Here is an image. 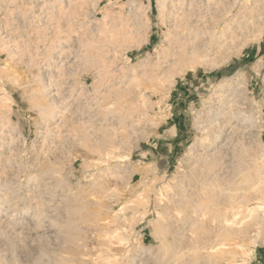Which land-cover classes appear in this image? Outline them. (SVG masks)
Returning <instances> with one entry per match:
<instances>
[{
    "label": "rangeland",
    "instance_id": "1",
    "mask_svg": "<svg viewBox=\"0 0 264 264\" xmlns=\"http://www.w3.org/2000/svg\"><path fill=\"white\" fill-rule=\"evenodd\" d=\"M177 1L0 0V264L259 260L264 0H196L217 31L241 32L166 66ZM228 167L203 201L223 204L218 220L244 196L252 207L236 226L190 224L185 195Z\"/></svg>",
    "mask_w": 264,
    "mask_h": 264
},
{
    "label": "bare ground",
    "instance_id": "2",
    "mask_svg": "<svg viewBox=\"0 0 264 264\" xmlns=\"http://www.w3.org/2000/svg\"><path fill=\"white\" fill-rule=\"evenodd\" d=\"M172 2V0H170ZM177 1V0H175ZM179 1V0H178ZM177 3H180L178 2ZM181 1V0H180ZM228 1V0H227ZM185 2V1H184ZM196 0H186L185 3H180V5H178L179 7H174V11L170 12V15L168 18L173 17V22H171L170 20V31L172 34V45L169 51V54L166 56V60L164 63V66H172L174 65L179 58L182 56L183 58H187L188 59H202V58H207V56L212 55L213 53H218L219 51H222L223 49H226L228 46V43L231 42V40L237 35H239V32H241V26L236 30H229L231 32H229L228 30H221L222 32H219L216 30V27L219 25L218 21L216 20V18H212L209 19V17H207L208 14H206V12L203 10V12L201 11L203 8L201 7H197L198 2L196 4ZM210 2V1H209ZM216 2V1H214ZM176 4L173 0V2L171 4ZM201 3V2H199ZM203 3V2H202ZM229 3V2H226ZM217 4V3H216ZM221 4V3H220ZM200 6V4H199ZM202 6V5H201ZM204 6V5H203ZM211 6L207 4V6H205L204 8H206V11L213 8H210ZM218 6H216L217 8ZM224 8V7H223ZM220 9V8H219ZM218 9V10H219ZM233 9V8H232ZM169 10V9H168ZM214 11V10H212ZM211 11V12H212ZM224 12L225 10H222ZM169 12V11H168ZM210 12V13H211ZM218 13V11H215L213 13ZM222 12V13H224ZM220 15V13H218ZM225 14V13H224ZM211 16V15H210ZM217 16V15H216ZM215 16V17H216ZM214 17V16H213ZM218 17V16H217ZM226 17V15H224V18ZM227 18V17H226ZM228 20V18H227ZM221 21V20H220ZM223 21V20H222ZM229 21V20H228ZM234 21V20H233ZM221 24V23H220ZM231 24V23H230ZM229 24V26H230ZM225 25H226V21H225ZM227 27H229L228 25H226ZM243 26V25H242ZM247 25H244L242 28H246ZM226 27V28H227ZM232 27V26H230ZM223 29V28H222ZM230 29V28H229ZM242 29V30H243ZM240 30V31H239ZM236 36V37H237ZM170 40V39H169ZM230 44V43H229ZM185 56V57H184ZM180 59H183V58ZM197 61L195 60V63ZM174 69V68H173ZM180 70V69H179ZM184 71V70H183ZM225 99V98H224ZM226 101V100H225ZM224 101V102H225ZM225 108V107H224ZM226 109V108H225ZM223 113V112H222ZM224 115V114H223ZM222 115V116H223ZM230 119V118H229ZM214 121V120H213ZM227 122V121H226ZM210 124V123H209ZM208 153V152H207ZM206 155V154H205ZM205 155L204 153L201 154L200 156L197 157L198 160L196 161H205ZM227 158V157H226ZM229 158V157H228ZM232 159V158H231ZM226 160V159H225ZM195 161V162H196ZM201 162V163H202ZM205 163V162H204ZM197 163H195L196 165ZM200 164V162L198 163ZM203 165V163H202ZM205 165V164H204ZM225 165V164H224ZM223 167V166H222ZM200 168V167H199ZM227 168V167H226ZM229 168V167H228ZM202 169V168H201ZM222 169V168H220ZM224 170V172H222ZM223 170H218L215 171V175H213L211 173L210 180H207V178H204V176H206V174L203 176L201 173V178L198 177V181H194L195 183L191 186H189L190 190L188 191V195L186 194L185 196H189L190 201H188L185 206H184V210H188V212H191V217H190V224L191 223H198V222H203L204 220H208V224H211V228L212 229H218V228H225V227H230V226H236L237 224L241 223V219L239 217L241 210L245 207H247V210L250 209L251 207H249L248 204L249 202H247L246 200H248V196H244L245 201H240L237 203H232L231 207H224L226 208L225 210H223V214L222 216L219 217V220L214 216L216 213L218 212H222L221 210L223 209V207L221 208V204L217 201V202H213L214 199L210 198L209 200L206 201V203L203 201L205 200L206 197H208L209 193H207L208 188H210L211 185H213V180L214 178L218 177H226V176H230L229 172H230V168L227 170H225V168H223ZM202 172V171H201ZM227 172V173H226ZM210 176V174H209ZM228 176V178H229ZM200 178V179H199ZM226 179V178H225ZM224 179V180H225ZM221 180V179H220ZM223 180V181H224ZM222 181V182H223ZM229 181V180H228ZM228 181H226L228 184H223L225 185L224 187L222 185H220L223 191H228V192H236L239 189H241L240 187L233 186L232 183H229ZM231 181V179H230ZM237 181V180H236ZM221 182V181H219ZM221 182V184H222ZM233 182V181H232ZM225 183V181H224ZM237 183V182H236ZM220 184V183H219ZM188 185H190V183H188ZM235 185V184H234ZM244 187V186H243ZM242 187V188H243ZM188 188V189H189ZM245 188V187H244ZM220 189V191H221ZM247 188H245L244 190H246ZM242 190V189H241ZM223 191V192H224ZM181 192V191H180ZM182 192V193H183ZM209 192V191H208ZM183 193V194H184ZM211 193V192H210ZM245 193V192H244ZM249 193V192H248ZM177 195V194H176ZM246 195V194H245ZM211 196V194H210ZM174 197V196H173ZM213 197V195H212ZM215 197V196H214ZM218 197V196H217ZM224 197V196H223ZM172 198V197H171ZM209 198V197H208ZM222 198V197H221ZM231 198V196H230ZM240 198V197H239ZM186 199V198H185ZM178 200V199H177ZM222 200V199H219ZM227 200V199H226ZM225 200V201H226ZM242 200V198H241ZM216 201V200H215ZM173 202V201H172ZM184 202V201H183ZM252 202V200L250 201V203ZM177 203V201H176ZM175 203V204H176ZM179 203V202H178ZM185 203V202H184ZM198 203V204H196ZM218 203L220 205H218ZM253 204V203H252ZM223 205V204H222ZM259 206H261V204H259ZM256 207V206H255ZM185 215V213H184ZM243 216V215H242ZM243 218V217H242ZM244 221V220H243ZM202 222L200 224H202ZM207 223V222H206ZM205 223V224H206ZM245 224V223H244ZM193 225V224H192ZM191 226V225H190ZM194 226V225H193ZM234 228V227H233ZM222 230V229H221ZM207 231V230H206ZM198 232V231H197ZM216 232V231H215ZM217 234V233H216ZM215 234V235H216ZM196 236V235H195ZM198 236V235H197ZM220 237V234H219ZM199 238V237H198ZM205 238V237H204ZM197 239V238H196ZM207 239V238H206ZM215 239V238H214ZM208 240V239H207ZM206 240V241H207ZM212 241V240H210ZM209 241V242H210ZM217 241V240H216ZM205 242V239L204 241ZM218 242V241H217ZM216 242V243H217ZM223 242V241H222ZM220 243V244H211V245H206L204 246L206 248V254H211L213 250L218 249L221 246H225L224 243ZM196 243V242H195ZM208 243V242H207ZM206 243V244H207ZM212 243V242H211ZM215 243V242H214ZM203 244V243H202ZM198 245V244H197ZM200 245V244H199ZM202 246V245H201ZM203 249V248H202ZM222 248H220L221 250ZM234 251V250H233ZM211 252V253H210ZM205 253V252H204ZM184 254V253H183ZM193 254V253H192ZM196 254V253H195ZM216 254V252L214 253ZM212 256V255H211ZM179 262V261H178ZM230 262V261H229ZM236 263V262H235ZM217 264V263H216Z\"/></svg>",
    "mask_w": 264,
    "mask_h": 264
},
{
    "label": "crops",
    "instance_id": "3",
    "mask_svg": "<svg viewBox=\"0 0 264 264\" xmlns=\"http://www.w3.org/2000/svg\"><path fill=\"white\" fill-rule=\"evenodd\" d=\"M259 251H261L263 255L260 254L259 260L256 257H253L250 260V264H264V249H260Z\"/></svg>",
    "mask_w": 264,
    "mask_h": 264
}]
</instances>
